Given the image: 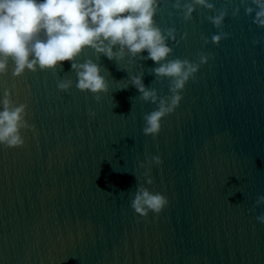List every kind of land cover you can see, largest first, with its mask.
<instances>
[{
    "label": "water",
    "instance_id": "1",
    "mask_svg": "<svg viewBox=\"0 0 264 264\" xmlns=\"http://www.w3.org/2000/svg\"><path fill=\"white\" fill-rule=\"evenodd\" d=\"M209 2L228 12L219 45L212 11L197 7L185 21L163 0L154 17L176 30L168 59L209 56L156 136L142 131L156 105L128 81L143 73L146 87L170 95L151 60L115 62L86 48L75 62L101 66L108 91L99 100L76 88L70 62L18 77L9 63L0 98L9 90L26 104L33 127L21 130L22 147L0 145V264H264V28L240 0ZM62 80L72 81L67 91ZM152 156L161 163L140 166ZM138 185L167 198L158 215L131 208Z\"/></svg>",
    "mask_w": 264,
    "mask_h": 264
},
{
    "label": "clouds",
    "instance_id": "2",
    "mask_svg": "<svg viewBox=\"0 0 264 264\" xmlns=\"http://www.w3.org/2000/svg\"><path fill=\"white\" fill-rule=\"evenodd\" d=\"M163 0H0V75L7 72L8 65L14 64L12 75L18 77L25 70L36 72L53 71L62 67V62H70L71 70L76 73V88L90 92L97 100L100 93L108 91L101 66L91 59L76 63L86 48L110 61L119 62L125 56L132 63L136 58L151 60L157 66L151 68L156 79L169 81L170 95L158 96L156 89L143 83V73L131 75L128 81L139 92L145 102L156 105V109L143 116L144 135L156 136L161 129V121L171 114L182 99L181 91L201 64L209 59L208 55L199 56V64L187 59H168L172 48L168 41H177L176 30L172 27L161 29L154 17ZM231 4L232 0H225ZM246 15L253 16L252 23L264 28V0H240ZM174 9L180 11L187 21L192 18L197 7L214 14L206 19L218 30L212 35L211 43L219 45L221 39L228 38L222 31L226 8L215 9L209 0H174ZM239 8L232 10V16L239 14ZM254 14V15H253ZM180 39H184L181 36ZM209 41L204 39V43ZM254 44L260 43L253 41ZM147 55H143V53ZM129 83L124 87H128ZM72 86L71 80L58 82L61 91ZM26 104H16L9 90L0 98V145L6 148H19L24 145L21 134L23 129H31L26 120ZM89 115L94 113L89 112ZM161 163L158 156H152L147 164ZM148 171L144 173L148 177ZM147 184L152 180L147 179ZM122 193V192H121ZM111 194V193H110ZM168 204L167 198L160 193H152L143 185H138L131 201V208L140 217L149 212L158 215ZM264 204V195L259 196L256 205ZM264 224V214L256 217Z\"/></svg>",
    "mask_w": 264,
    "mask_h": 264
}]
</instances>
